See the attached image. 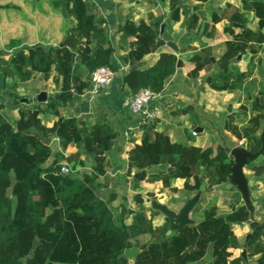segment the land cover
<instances>
[{"label": "trees", "instance_id": "obj_1", "mask_svg": "<svg viewBox=\"0 0 264 264\" xmlns=\"http://www.w3.org/2000/svg\"><path fill=\"white\" fill-rule=\"evenodd\" d=\"M28 1L48 4L62 13L69 24L74 21L67 31L73 34L76 44L73 48L59 44L24 46L17 38L7 45L12 52L8 59L0 57V90L8 97L0 103V264H243L241 258L232 257L231 250L239 245L233 226L245 223L250 230V238L244 245L246 256L251 264H264V231L255 230L264 221L253 220L250 201L219 215L214 202L202 206L199 200L193 209L197 220L169 235L167 222L153 228L142 209L120 218L114 215L111 204L117 193L109 188L105 170L108 157L115 152L117 134L102 116L89 124L61 115L62 109L88 91L94 70L99 67L117 70L113 64L115 46L107 35L108 23L91 0ZM181 1L187 0H146V3L149 9L167 4L170 20L178 22ZM194 1L204 4L209 0ZM240 5L225 3L211 14L207 23H200L196 7H191L180 23L185 34L179 53H191L188 61L193 69L189 76L196 79L213 62L206 44L201 43L199 49L189 45L195 40L189 33L209 38L215 25L222 20L227 22L223 33L230 39L225 42L220 63L228 62L230 68L216 67L205 75L203 82L213 91L242 95L237 113L222 115L215 128L234 139V143H227L228 150L242 142L247 152L254 154L264 136V70L259 57L264 45V0H240ZM243 12L253 14L257 20L255 30L246 28L248 22ZM152 19L148 15L147 20ZM149 22L135 23L126 18L119 24V43L125 50L120 64L128 66L119 89L129 95L141 89L161 93L165 82L175 73L177 57L167 52H160L147 69L133 68L164 45L157 40L158 26ZM233 24L240 26L237 33ZM6 54L0 51V56ZM245 54H249V60L246 70L240 72L233 64L237 56ZM36 74L43 81L52 76L58 92L56 99L53 96L51 102L33 108L20 103L16 90ZM6 78L12 81L5 84ZM10 110L18 112L17 120L8 117ZM33 111L57 119L50 126H43L36 119L34 125ZM31 128L38 133H24ZM51 139L55 142H50ZM57 144L62 149L73 146L74 152L63 157L55 149ZM83 150L94 155L88 181L99 190L98 197L77 173L84 167L83 160H89L81 154ZM213 154L212 148L202 150L187 145L177 151L167 129L157 132L146 125L140 144L127 153L125 176H131L132 171H146L139 180L132 178L133 187L139 181H161L164 190L169 188L170 180L183 179L188 193H198L204 184V194L214 186H225L231 179L233 159ZM259 157L258 162L248 165L254 182H264V150ZM62 162L72 171L70 174H59ZM99 177H103V184L97 182ZM134 200L142 206L139 196H134Z\"/></svg>", "mask_w": 264, "mask_h": 264}, {"label": "crops", "instance_id": "obj_2", "mask_svg": "<svg viewBox=\"0 0 264 264\" xmlns=\"http://www.w3.org/2000/svg\"><path fill=\"white\" fill-rule=\"evenodd\" d=\"M93 2L97 7V12L102 15L108 23L107 35L115 46L113 64L117 68L115 71L116 77L113 83L101 91L91 102L85 101L79 96L77 102L62 109L61 115L64 118L72 117L77 122H87L89 124H93L100 116L104 117V123L117 134L115 143L116 149L115 152L108 157L109 165L105 170V175L110 180L109 188L117 193L116 200L111 204L113 213L116 211L114 215L116 216L121 210L129 209L132 211H139L142 209L147 218L151 219L152 227H160L167 222V219L161 212L153 207V203L155 205L165 206L169 211L177 215L183 205L192 199L195 194L188 193V191L185 190V180L183 179L170 180L169 188L166 190L163 189L161 181L152 183L139 181L136 184V188L133 187L134 183L132 178H135L134 175L142 173L141 176H143L147 172L132 171L131 176H125L127 170V153L134 145L140 144L143 135V126L151 125L157 132L167 129L169 140L177 151L181 146L187 145L198 147L202 150L212 148L214 151L213 156L222 154L223 157H229L230 150L226 148V145L229 142L234 143V139L226 133H220L215 127L219 125L222 115L237 113L241 105L240 100L242 95L239 93H227L225 91L216 92L211 90L207 84L203 82L205 75L214 72L215 68L220 64L225 42L230 39L229 36L223 33V27L227 22L222 20L215 25V31L209 38H198L195 34V40L189 44L195 49H199L201 43L206 44L209 48L210 57L214 60L213 65L207 71H200L196 79L190 78L189 76L190 71L193 69V66L188 61L191 53H179L180 48L184 47V44H181L180 40L185 34V30L181 28L180 23L183 19V15L191 7H196L200 23H207L210 21L211 14L218 12L225 3L240 7V0H236V2L231 0H222L221 2L220 0H209L204 4L194 0L181 1V12L178 22H172L170 20V11L167 4L157 6L154 9H147L145 3L141 5L138 3V0H117L116 3H120V8L116 6L114 0H93ZM129 7H132V9L130 10ZM242 14L246 18L247 24L255 29L257 20L254 18L253 14L249 12H243ZM148 15L153 17L150 22L147 20ZM126 18H130V20L135 23L143 20L149 22L153 27L157 25V40H162L163 35H170L173 32L183 30V34L180 36L178 43H176L178 49L177 53L169 49L162 40L164 45L159 51L146 55L140 62L133 65V68L138 67L140 69H147L156 62L160 52L172 53L177 57L175 73L165 82L164 89L160 94L161 101L160 105L157 106L155 117L143 125H137L133 120L125 105L129 94L119 89L121 76L128 69V66H121L120 64V59L125 54V50L122 48L121 43H119L118 29L119 24L124 22ZM71 22L74 24V21ZM72 24H69V29ZM235 28V33H237L239 28ZM67 38L70 39L69 44H65ZM128 41H132V39H128ZM75 42V38L71 32L67 35L64 32L62 36L60 32V34L57 33L56 39L52 42H48V44L57 46L62 43L61 45L73 48ZM34 44H41V41L37 39L29 45ZM185 57H187L186 60H184ZM259 57L261 61L260 66L264 70V45L259 53ZM248 60L249 54L246 61H242L241 59L235 60L233 65L237 67L240 72H244ZM227 67L230 68V64H228ZM31 82L32 78L23 83L27 85V90L29 91L27 97H21L19 93L20 90H24V85H19L17 88L16 94L21 97L20 103L30 107L32 99L36 100L37 103H49L53 96L55 99L57 98L58 88L54 86L52 76L46 81L41 80V84L38 86H30L29 84ZM5 84H7L6 81ZM41 93L44 95V101H38V96ZM24 99H27L29 104H25L23 102ZM227 107L231 109L229 112H227ZM7 115L12 120L18 119V112L16 110L8 111ZM36 119L39 120L41 125L50 126L57 118L53 115L37 114ZM191 132H196V136H192ZM50 142H55V140L51 139ZM236 146L237 144L234 147ZM218 148L220 149L219 151H217ZM55 149H57L59 154L63 157L74 152L73 146L62 149L57 144ZM259 159L260 157L254 163L258 162ZM83 162L84 167L79 168L78 174L88 175L92 167L91 161L83 160ZM250 169V167H245L243 173L247 180L252 181V186L249 188V201L251 204H256L255 207H253L252 218L257 222L264 221V182H254ZM141 176L135 179L139 180ZM97 182L103 184V177H99ZM191 183L192 180L189 181V185H191ZM231 189L230 191V189H226L225 186H214L211 191L205 192L204 194L201 193L199 199L200 202L202 200L201 205L204 206L208 202H214L219 215L230 213L232 209L244 203L237 189ZM134 196L140 197L142 201L141 207L135 204ZM193 209L187 214V219L191 222L197 220V217L193 216ZM241 228L246 230L244 231L245 236L243 241L240 244L238 233L236 232L237 230L240 231ZM249 231L248 223L236 224L233 226V232L239 242L238 247L231 250L233 258L240 257V253L242 249H244L243 243L245 238L250 234ZM235 252H238L236 256L233 255ZM256 257L257 256H255L253 260H255ZM247 260L248 264H251L248 258Z\"/></svg>", "mask_w": 264, "mask_h": 264}, {"label": "rangeland", "instance_id": "obj_3", "mask_svg": "<svg viewBox=\"0 0 264 264\" xmlns=\"http://www.w3.org/2000/svg\"><path fill=\"white\" fill-rule=\"evenodd\" d=\"M138 1L141 5L145 3V7H147V9L149 8L146 0ZM221 1L222 0H220V2ZM231 1L236 2V0ZM116 2L117 1H115L116 6L120 8V3L117 4ZM47 5L48 4L28 0H0V51L7 53L4 56H0L1 59L7 60L8 55L12 53L10 50H7V45L12 39L18 38L22 40L24 46H33L29 44L38 39L41 41V45L48 46L50 45L48 42H52L56 39L57 33L60 34L61 32V36L64 32L66 35L69 33L67 31L69 30V21L63 17L62 13L53 10ZM129 9L131 10L132 7H129ZM69 42L70 39L67 38L66 43L69 44ZM61 44L62 43L59 45ZM75 44L76 42L74 45ZM1 75L0 70V77ZM41 80V76L36 74L32 77V82L29 85L38 86L41 84ZM5 81L6 83H10L11 80L6 78ZM19 85L21 86L24 84ZM28 92L27 85H24V90L22 89L19 91L21 97H27L29 95ZM7 99L8 97L4 93V90H0V103L6 102ZM41 105L42 103H37L36 100L32 99L31 107L37 108ZM78 172L79 169L77 170V173ZM115 213L116 211L114 214ZM118 217L120 218V212L118 213ZM126 222L128 223L129 220L126 219ZM245 230L246 229L241 228L240 231L237 230L236 232L238 233L240 244L245 236ZM129 253L132 254V251ZM237 254L238 252L233 253L234 256ZM252 264H254V262Z\"/></svg>", "mask_w": 264, "mask_h": 264}, {"label": "water", "instance_id": "obj_4", "mask_svg": "<svg viewBox=\"0 0 264 264\" xmlns=\"http://www.w3.org/2000/svg\"><path fill=\"white\" fill-rule=\"evenodd\" d=\"M115 1H117V0H115ZM137 6H138V4H137ZM233 26L234 27H240L237 24H233ZM70 27H71V25H70ZM246 28H248L250 30H255L249 24H246ZM182 34H183V30H180L178 32H173L170 35H163L162 40L165 42V45L169 49H171L174 53H177L178 49L176 47V43H178V40ZM189 37H196V35L193 31H191L189 33ZM65 44H67V43H65ZM61 46H64V45H61ZM247 57H248L247 54H245L243 56L239 55L236 57V60L241 59L242 61H246ZM186 59H187V57L184 58V60H186ZM210 61L211 62L214 61L212 57H210ZM227 66H228V62H224V63H220L218 65V68L223 69ZM38 101H44V95L42 93L38 96ZM23 102L25 104L29 103L27 99H24ZM230 110H231L230 107H227V112H229ZM37 114H38L37 111H33L32 118L34 121V125L36 122ZM28 132L33 133V134L38 133V131L35 128H31L28 131H25L24 133H28ZM219 150L220 149L218 148L217 151H219ZM263 150H264V136H262V138H261V147H260L259 151H257L254 154L247 152V150L245 149V145H243V144L240 145L239 147H237V146L233 147L229 151V157H231L233 159V165L231 167V179L225 185V188L226 189L236 188L237 191L239 192L241 198L243 199V201L245 203H249V188L252 186V181L247 180L245 178L244 173H243V169L245 167H247L249 164L254 163L259 158V156L262 154ZM81 154L83 156L87 157L90 161L93 160V158H94L93 153H89V152H86L84 150L81 151ZM141 174L142 173L134 175V177L138 178V176H141ZM82 179H83V183L88 185V187L92 191H94L95 196L98 197L99 196V190L96 187H94L93 185L89 184L88 175H86V174L82 175ZM204 190H205V185L201 184V186L199 188V192L196 193L192 199L187 201L185 203V205H183V207L179 210L177 215L175 213L169 211L165 206L155 205L154 203L152 204L153 207H155L159 212H161L162 215L167 219V224H168V231L166 232L167 235H169L171 233V231L178 230L181 227L191 223V221L187 219V214L194 208L196 203L199 201L201 193H203ZM255 205H256L255 203L251 204L252 207H255ZM131 212H132V210H129V209L128 210H121L120 211V217H122L126 213H131ZM251 217H253V215H251ZM255 230L256 231H259V230L264 231V224L257 226L255 228ZM249 238H250V234H248L246 236L245 241L243 243V246L247 243ZM130 242L134 243L132 240ZM239 258H241L243 260L244 264H248L245 249H242Z\"/></svg>", "mask_w": 264, "mask_h": 264}, {"label": "built area", "instance_id": "obj_5", "mask_svg": "<svg viewBox=\"0 0 264 264\" xmlns=\"http://www.w3.org/2000/svg\"><path fill=\"white\" fill-rule=\"evenodd\" d=\"M115 72L106 67H99L90 74V88L80 95L83 100L91 102L97 97L101 91L109 87L115 80ZM161 93H155L149 89H141L135 94L129 95L126 99L125 105L128 108L130 115L137 125L148 123L155 117L157 106L160 105ZM192 136H196V132H191ZM242 145L237 143V147ZM72 171L67 164L60 163L59 174L67 175Z\"/></svg>", "mask_w": 264, "mask_h": 264}]
</instances>
